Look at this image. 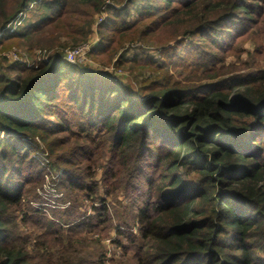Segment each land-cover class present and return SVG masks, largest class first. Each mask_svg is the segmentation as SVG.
I'll return each instance as SVG.
<instances>
[{
	"label": "trees",
	"instance_id": "trees-1",
	"mask_svg": "<svg viewBox=\"0 0 264 264\" xmlns=\"http://www.w3.org/2000/svg\"><path fill=\"white\" fill-rule=\"evenodd\" d=\"M199 1L0 0V48L24 46L33 52L84 44L93 33L95 16L103 11L109 16L101 26L102 38L103 32L116 33L119 39L110 44L122 48L136 37L138 25L143 26L141 36L151 40L162 26L174 25L182 10L199 18ZM249 1L231 0L216 16L201 17L195 33L185 31L182 41L164 47L162 63L181 66L193 59L198 65L214 54L209 47L226 49L244 34L246 23L261 7ZM32 4L43 12L27 20ZM216 7V2L210 3L205 11L215 12ZM195 37L199 42L181 48ZM62 38H70V43ZM108 43L104 39L103 48L91 52L96 61ZM61 58L65 54L55 53L51 64L28 68V75L18 81L0 79V264H74L63 252V241L56 239L61 228L53 230L55 239L40 246L43 253L35 249L32 256L28 243L17 244L14 220L7 217L26 200L27 186L33 190L40 184L37 173L25 170L34 147L23 139L45 134V123L62 133L70 130L63 110L115 135L117 147L153 139L148 149L156 152L164 171L171 172L166 187L159 189L161 200L146 202L139 210L141 234L151 247L139 249L137 264H264V71L211 87H166L139 99L108 75L66 69ZM13 68L23 70L20 63ZM61 83L66 87H59ZM48 115L56 118L48 120ZM67 173L62 178L67 188L86 190L71 179L73 171ZM191 173L195 179L187 178ZM165 191L174 195L166 198ZM75 231L77 237L82 233ZM52 243L61 247L58 257L48 252Z\"/></svg>",
	"mask_w": 264,
	"mask_h": 264
},
{
	"label": "rangeland",
	"instance_id": "rangeland-1",
	"mask_svg": "<svg viewBox=\"0 0 264 264\" xmlns=\"http://www.w3.org/2000/svg\"><path fill=\"white\" fill-rule=\"evenodd\" d=\"M230 1H199V18H195L189 10H182V15L175 20L174 25L162 26L151 40L141 36L143 26L138 25L136 37L133 41L125 42L122 48L110 44L112 40H118L119 35L103 32V38L107 39L110 46L96 61L91 52L103 48L101 26L109 16L103 11L95 16L93 33L84 44L73 46L70 38H62L61 42L70 43L68 47L38 48L33 52L24 46L9 47L7 50L0 48V79L4 76L18 81L20 77L28 75V68H36L41 63L51 64L52 56L57 52L65 54V58L60 59L63 67L71 66L103 77L108 75L117 86L126 88L132 97L139 99L166 87H211L228 78L259 74L264 71V0H255L261 7L253 16L254 19L246 23L248 27L241 37L235 38L224 50L208 48L214 53L208 61L197 65L193 63L195 60L189 59L190 63L181 66L162 63L161 52L164 47L182 41L185 31H196L201 17L216 16ZM214 2L218 4L214 8L215 12L206 13L205 5ZM35 7L32 4L28 13H25L27 20L42 14L43 10H36ZM75 8L79 15L84 14L81 7L75 5ZM235 13L243 15V12ZM26 16L21 14L22 19ZM81 19L84 21V18ZM136 20V16L131 18L132 22ZM238 22L240 27H244L243 21ZM73 23L71 18L70 24ZM19 24L14 25L10 32H14ZM2 38L3 33L0 31ZM192 39L185 41L181 48H187L192 41L199 42L196 37ZM76 50L79 53L70 59L69 54ZM17 63L23 70L13 68ZM65 85L61 83L59 87L64 88ZM77 108L80 109L81 105ZM63 111L67 114L70 130L62 133L51 123H45V134L40 132L35 138L23 139L34 147L25 170L34 175L37 173L40 184L32 187L33 190L28 185L29 192L24 203L7 213V217L14 220L11 229L18 239L17 244L23 246L28 243L27 251L35 256V249L43 253L40 246L48 239H55L53 230L61 228V234L56 239L63 241V252L74 264L86 260L90 264H137L139 249L151 247V241L144 239L141 234L139 210L146 202L161 200L159 189L166 187L165 182L169 181L171 172L164 171L156 152L148 149L153 139L125 148L117 147L115 135L103 128L97 130L89 121L69 115L70 111ZM54 118L51 115L47 117L48 120ZM261 130L264 133V128ZM67 171L74 172L71 179L77 185L84 184L85 191L70 190L63 184L62 178L68 177ZM187 178L192 180L196 175L191 173ZM164 194L166 198L174 195L167 191ZM76 229H82L78 237ZM60 250L61 247L52 243V249L48 252L53 251L58 257ZM261 258V263H264V258Z\"/></svg>",
	"mask_w": 264,
	"mask_h": 264
},
{
	"label": "built area",
	"instance_id": "built-area-1",
	"mask_svg": "<svg viewBox=\"0 0 264 264\" xmlns=\"http://www.w3.org/2000/svg\"><path fill=\"white\" fill-rule=\"evenodd\" d=\"M102 21H103V18L100 19V22H102ZM77 53H79V50L74 51V53H70L69 58L70 59L74 58V54H77Z\"/></svg>",
	"mask_w": 264,
	"mask_h": 264
}]
</instances>
